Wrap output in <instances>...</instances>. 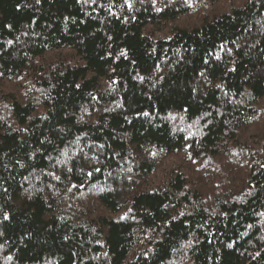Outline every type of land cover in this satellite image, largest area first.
<instances>
[{
	"label": "trees",
	"instance_id": "obj_1",
	"mask_svg": "<svg viewBox=\"0 0 264 264\" xmlns=\"http://www.w3.org/2000/svg\"><path fill=\"white\" fill-rule=\"evenodd\" d=\"M221 2L0 0V264H264V0Z\"/></svg>",
	"mask_w": 264,
	"mask_h": 264
},
{
	"label": "rangeland",
	"instance_id": "obj_2",
	"mask_svg": "<svg viewBox=\"0 0 264 264\" xmlns=\"http://www.w3.org/2000/svg\"><path fill=\"white\" fill-rule=\"evenodd\" d=\"M230 1L231 0H223V2H221V4H223V6H221L222 11H225L227 8H229V6L231 5V3H229ZM198 9L199 10H194L195 12H192L191 14L185 16L182 20H180L179 25L181 27H183V26L191 27L193 25H199L200 21L203 18H207L211 14V11L214 9V7L212 8L211 6L207 5L206 3H203V4H199ZM12 89L14 90V87ZM0 91H2V88H0ZM5 109H6V107L2 103V97H1L0 98V118L3 116H6V112H8V111H7V109L6 110ZM175 163H176V165L181 166L179 164H181L182 162L179 160H176ZM162 168H164L165 171H163ZM167 168H168V164L161 166L159 168L160 169L159 173H156V174H160V175L165 174ZM194 178H196V177H194ZM207 181H209V180L207 179ZM91 203H93V199H92V202H90L89 204H91Z\"/></svg>",
	"mask_w": 264,
	"mask_h": 264
},
{
	"label": "snow or ice",
	"instance_id": "obj_3",
	"mask_svg": "<svg viewBox=\"0 0 264 264\" xmlns=\"http://www.w3.org/2000/svg\"><path fill=\"white\" fill-rule=\"evenodd\" d=\"M7 219V217H5Z\"/></svg>",
	"mask_w": 264,
	"mask_h": 264
}]
</instances>
